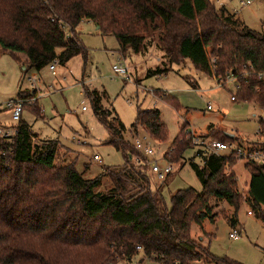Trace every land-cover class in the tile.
<instances>
[{
    "label": "trees",
    "instance_id": "1",
    "mask_svg": "<svg viewBox=\"0 0 264 264\" xmlns=\"http://www.w3.org/2000/svg\"><path fill=\"white\" fill-rule=\"evenodd\" d=\"M85 20L114 36L122 54H144L150 47L160 51L161 66L148 69V76L166 74L171 64L188 60L215 79L233 73L240 86L235 101L264 105V33L209 0H0V52L11 54L24 70L39 71L55 60L65 64L85 56L75 31ZM84 92L125 162L86 178L74 157L60 156V147L68 154L69 149L58 140L38 138L20 119L12 141L0 138V264H115L140 252L162 264H241L209 252L191 236V225L214 222L222 214L233 228L245 203L264 226V164L245 163L250 178L243 194L227 168L236 157L196 149L202 166L194 157L189 164L201 190L179 189L168 206L161 189L151 186L147 159L124 139L121 120L107 118L100 92ZM38 108H32L36 116ZM137 126L160 142L167 136L157 109H138L131 128ZM182 130L169 147L173 162L194 147ZM208 131L231 140L213 125ZM133 155L142 163L133 162ZM102 175L110 187L99 191ZM220 202L232 213L217 211Z\"/></svg>",
    "mask_w": 264,
    "mask_h": 264
},
{
    "label": "rangeland",
    "instance_id": "2",
    "mask_svg": "<svg viewBox=\"0 0 264 264\" xmlns=\"http://www.w3.org/2000/svg\"><path fill=\"white\" fill-rule=\"evenodd\" d=\"M209 1L216 8L223 7L235 14L250 29L264 33V0H250L247 5L242 4L245 0ZM75 31L85 49V56L77 55L65 64L56 62L55 75L51 74L48 66L39 71L34 68L24 70V66L11 54L0 52V129L16 124L11 118L12 110L8 103L15 98H30L34 93L36 101L25 104L21 119L31 125L38 138L58 140L69 149L68 154L60 147V156L65 153L74 157L76 169L86 178L101 175L104 167L122 166L124 155L108 142L110 134L95 115L92 103L85 95L86 89L101 93L102 108L110 112L107 118L111 120L116 116L125 126L124 139L132 146L135 137L143 140L154 150L147 161L157 159L161 166L166 161L173 162L169 160V147L182 126L183 135L189 137L194 134L203 139H222L208 131L209 125H213L225 134H232V139L243 144L264 147L262 105L232 101V93L218 87L215 76L196 70L188 60L171 64L166 74L148 76L147 70L161 66L162 62L161 52L155 47H150L144 54L130 51L122 54L116 38L101 34L89 20L82 21ZM116 64L129 68L130 79L113 72L112 67ZM33 80L36 81L35 86L31 84ZM83 106L85 110H82ZM33 107H39L37 116L32 111ZM138 109L159 111L167 133L164 141L156 140L141 126L133 131L130 129ZM196 149L189 148L182 158L175 159L174 170L164 181L157 180L149 171L151 186L161 189L168 206L171 195L179 189L191 187L201 190V182L189 164ZM94 155L99 160H95ZM131 159L135 163L138 161L135 155ZM194 162L202 166L199 157L195 156ZM245 163L236 160L230 168L227 167L236 174L238 189L243 194L249 182ZM109 187V178L102 175L97 190ZM228 207L225 202H220L216 210ZM248 209L245 203L239 207L237 224L233 228L219 214L214 222L205 220L202 225L192 224L191 236L207 246L216 257L241 264H264V226L253 215L247 214ZM228 212L232 213L231 207ZM234 228L239 231L237 239L229 237ZM115 264L162 263L145 258L140 252L131 260H119ZM195 264L218 263L203 260Z\"/></svg>",
    "mask_w": 264,
    "mask_h": 264
},
{
    "label": "built area",
    "instance_id": "3",
    "mask_svg": "<svg viewBox=\"0 0 264 264\" xmlns=\"http://www.w3.org/2000/svg\"><path fill=\"white\" fill-rule=\"evenodd\" d=\"M250 3V0L242 1L243 5H247ZM56 60L53 61L48 69L50 70L52 75L56 74ZM112 70L115 74L123 76L126 80L130 79L129 68L124 66L123 64L113 65ZM261 77V75H259ZM216 84L218 87L228 89L232 95L231 100L235 101V93L239 90V81L238 77H236L233 73L227 72L226 75L220 78H216ZM35 80L31 82L32 86H35ZM37 96V95H36ZM33 93L30 98L20 97L11 100L8 103V107L12 110L11 118L16 123L9 127H3L0 131V138L6 139L8 141H12L17 133V123L21 119L22 112L24 110L25 104H31L35 102L37 97ZM210 106H208L209 108ZM85 106L82 107V110H85ZM262 112H264V105L261 106ZM135 130L134 128H130ZM260 131V130H259ZM192 143L194 147L197 149L207 150L214 154H232L236 157L237 160H243L245 162H255L258 164H264V152L259 148L251 146V144H243L241 141H237L236 139H232L230 141H222L215 138L203 139L194 134L191 135ZM135 149H137L145 158L152 157L154 154V150L150 148V146H146L143 143V140L135 137L132 142ZM95 160H99L97 155H94ZM137 163H142L141 160H138ZM150 172L156 177L159 181H164L169 174H171L174 170V163L170 161H166L163 166L158 163L157 159H151L147 161ZM250 215V212H247ZM239 236V231L237 229H233L229 233V237L233 239H237Z\"/></svg>",
    "mask_w": 264,
    "mask_h": 264
},
{
    "label": "water",
    "instance_id": "4",
    "mask_svg": "<svg viewBox=\"0 0 264 264\" xmlns=\"http://www.w3.org/2000/svg\"><path fill=\"white\" fill-rule=\"evenodd\" d=\"M98 27H96V29H97ZM25 68V67H24ZM227 135V137H229V138H231L233 135L232 134H226Z\"/></svg>",
    "mask_w": 264,
    "mask_h": 264
},
{
    "label": "crops",
    "instance_id": "5",
    "mask_svg": "<svg viewBox=\"0 0 264 264\" xmlns=\"http://www.w3.org/2000/svg\"><path fill=\"white\" fill-rule=\"evenodd\" d=\"M1 129H2V128H1ZM1 129H0V131H1ZM229 134H230V133H229ZM224 154H226V153H224ZM244 166H245V165H244ZM249 178H250V174H249ZM228 209H229V207H228ZM228 209H227V210H228ZM250 216H252V215H250ZM203 243H204V242H203Z\"/></svg>",
    "mask_w": 264,
    "mask_h": 264
}]
</instances>
